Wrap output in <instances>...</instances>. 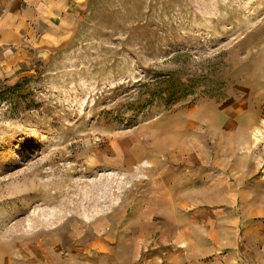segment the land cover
<instances>
[{"label": "rangeland", "instance_id": "rangeland-1", "mask_svg": "<svg viewBox=\"0 0 264 264\" xmlns=\"http://www.w3.org/2000/svg\"><path fill=\"white\" fill-rule=\"evenodd\" d=\"M171 70L195 90L142 101L137 81ZM214 169L223 194L200 195ZM152 175L173 178L174 213ZM227 190L240 229L264 222V0H89L0 61V264H150L141 221L172 237L186 205L230 207Z\"/></svg>", "mask_w": 264, "mask_h": 264}, {"label": "crops", "instance_id": "crops-1", "mask_svg": "<svg viewBox=\"0 0 264 264\" xmlns=\"http://www.w3.org/2000/svg\"><path fill=\"white\" fill-rule=\"evenodd\" d=\"M88 2L0 0V61L7 68L17 67L25 53L45 45L50 31L64 27ZM204 166L212 171L208 165ZM221 172V169H214L209 173L207 180L213 182L199 184L200 195L211 192L223 194ZM172 179L170 175H152L148 191L156 198V203L160 202L155 206L157 211L170 214L176 211V205L170 198L174 192ZM165 180L171 183H164ZM226 192H229L227 200L230 207L223 206L222 198H199L186 205L189 216L182 226L179 220L171 219L178 230L174 236H163L159 228L162 222L156 220L151 223V232L159 230L163 235L151 238L148 223L141 221L145 229L137 231L130 238L132 242L129 241L135 244V249L137 245L146 248L148 244H154L150 264H264V222L248 216L240 229L237 193L233 190ZM255 211L257 209L254 208L252 212Z\"/></svg>", "mask_w": 264, "mask_h": 264}, {"label": "trees", "instance_id": "trees-1", "mask_svg": "<svg viewBox=\"0 0 264 264\" xmlns=\"http://www.w3.org/2000/svg\"><path fill=\"white\" fill-rule=\"evenodd\" d=\"M137 83L142 101L157 98L168 103L195 90L194 76L180 77L174 70L158 73L151 81L139 80Z\"/></svg>", "mask_w": 264, "mask_h": 264}]
</instances>
